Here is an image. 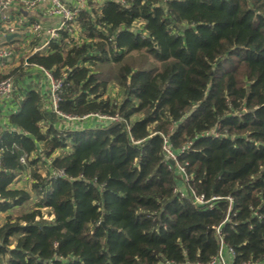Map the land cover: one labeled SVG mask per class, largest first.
<instances>
[{"label": "trees", "instance_id": "1", "mask_svg": "<svg viewBox=\"0 0 264 264\" xmlns=\"http://www.w3.org/2000/svg\"><path fill=\"white\" fill-rule=\"evenodd\" d=\"M85 1L44 47L21 36L73 128L0 75V264H264V0Z\"/></svg>", "mask_w": 264, "mask_h": 264}, {"label": "crops", "instance_id": "2", "mask_svg": "<svg viewBox=\"0 0 264 264\" xmlns=\"http://www.w3.org/2000/svg\"><path fill=\"white\" fill-rule=\"evenodd\" d=\"M63 1L72 8L75 7V5H77L75 0H63ZM45 7L46 4H39L34 8L25 9L23 6H21L18 3L13 4L9 8L5 9L2 13H0L1 14L0 33L2 32V27H4L7 24L18 26L17 21H21V23H23L24 25L28 24L31 21L39 22V24H41L43 28L46 29L58 28L61 22L60 17L47 16L45 14ZM29 26H24V27L18 26L17 27V33L19 32L18 37H15L13 39L10 38L6 39V36L4 37L5 43L12 42V44H8L7 46L4 47H9L11 50H13L12 51L13 54L12 56L0 61V75L6 73L9 74L14 70L19 69V71L21 70L23 72V77L18 82L19 87L22 86L23 88L34 89L39 91L41 94L47 95L50 89L48 78L45 76L44 72L39 67L35 65H31L26 62V58L28 57H24V53H26L28 49L31 47L28 40H22L23 38L21 36L22 33L26 37H29L30 35L33 36ZM20 98L22 99L21 96ZM45 106H47V104H45ZM17 111H18V102H16V100L14 99L0 103V135H2L5 131L7 132L17 131V133H20L17 126L10 122V116L15 114ZM97 121L99 120L86 118L82 121H79V124L81 127L93 126L94 124L97 123ZM41 125H43V127L46 128V125L44 123H41ZM55 127L58 130L62 131L64 129L73 128L74 123L63 120L62 122L55 124ZM38 146L40 148L42 146L41 143H38ZM40 170H42V168H40ZM30 184L31 181L28 177V172H24L19 175V179L15 183V186L25 187L29 189ZM221 255L225 263L230 261V254L228 250H224ZM216 264H220V262Z\"/></svg>", "mask_w": 264, "mask_h": 264}, {"label": "built area", "instance_id": "3", "mask_svg": "<svg viewBox=\"0 0 264 264\" xmlns=\"http://www.w3.org/2000/svg\"><path fill=\"white\" fill-rule=\"evenodd\" d=\"M77 5L75 7H70L65 3L63 0H0V13H2L5 9L9 8L15 3L20 4L25 9H31L36 7L39 4H46L45 7V14L47 16H58L61 19L60 25L58 28H43V26L39 23H34L29 26L31 33L35 34L36 36H40L43 32L47 36L45 43L42 47L47 45L50 41L56 40L58 38V31L63 28H69V24L73 22L77 16V13L80 9L85 7V0H75ZM1 16V14H0ZM18 26L24 27L25 25L21 23V21H17ZM4 26V25H3ZM14 25L7 24L2 27V32H5V35L15 34L17 33V27ZM69 30H72L71 28ZM36 49L35 51H37ZM13 52L9 47H0V61L4 60L12 56ZM49 84H50V96H51V103L54 112H56L59 116L62 117L63 120L68 122H74L81 120V118L77 116H69L65 114H61L57 110V104L60 101V90H61V82L54 80L48 72H45ZM13 82L11 78H5L0 81V103L6 102L12 99L13 96ZM86 117V116H85ZM99 119H104L103 116H97ZM84 119V117H83ZM167 156L170 158H174L173 154L169 151L167 147H163ZM21 162H24V159L21 158ZM61 173H57L60 175ZM202 198H196L197 202H201ZM219 259L216 261L220 262V264H226L223 261L222 255H219ZM212 262L215 264L217 262Z\"/></svg>", "mask_w": 264, "mask_h": 264}, {"label": "water", "instance_id": "4", "mask_svg": "<svg viewBox=\"0 0 264 264\" xmlns=\"http://www.w3.org/2000/svg\"><path fill=\"white\" fill-rule=\"evenodd\" d=\"M18 36H19L18 34H10V35L6 36V39H8V38L13 39V38L18 37Z\"/></svg>", "mask_w": 264, "mask_h": 264}, {"label": "rangeland", "instance_id": "5", "mask_svg": "<svg viewBox=\"0 0 264 264\" xmlns=\"http://www.w3.org/2000/svg\"><path fill=\"white\" fill-rule=\"evenodd\" d=\"M115 92H117L116 90H115ZM0 219H1V216H0ZM218 263V262H217Z\"/></svg>", "mask_w": 264, "mask_h": 264}]
</instances>
